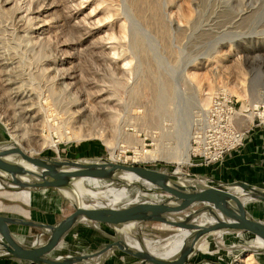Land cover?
Returning a JSON list of instances; mask_svg holds the SVG:
<instances>
[{
  "label": "rangeland",
  "instance_id": "1",
  "mask_svg": "<svg viewBox=\"0 0 264 264\" xmlns=\"http://www.w3.org/2000/svg\"><path fill=\"white\" fill-rule=\"evenodd\" d=\"M138 1L0 0V140L11 138L48 158L111 156L194 173L209 184L200 172L206 164L188 147L193 148L195 118L212 96L223 91L237 99L241 114L235 126L245 138L254 124H264V114L249 117L264 112V0H141L144 7L159 6L166 35L151 22V10L148 17L139 15ZM251 105L259 109L249 113ZM185 151L190 161L178 163ZM76 182L99 192L82 193L90 205L122 207L167 197L135 182L123 192L124 180ZM47 196L33 202L27 190L14 195L0 187V212L16 213L29 200L27 208L50 213L45 218L54 224L73 210L66 191ZM241 197L255 217H264V203ZM51 208L60 210L52 214ZM132 225L120 235L131 233V242L164 257L180 248L188 232L158 221ZM74 226L79 232L84 224ZM262 245L247 231L214 233L191 258H202V264H264V252L249 249Z\"/></svg>",
  "mask_w": 264,
  "mask_h": 264
},
{
  "label": "water",
  "instance_id": "2",
  "mask_svg": "<svg viewBox=\"0 0 264 264\" xmlns=\"http://www.w3.org/2000/svg\"><path fill=\"white\" fill-rule=\"evenodd\" d=\"M133 173L142 189L167 195L162 201H137L128 206L85 204L76 191L80 178L120 180L117 175ZM195 178V183L183 182ZM191 180V179H190ZM134 183V182H132ZM149 183L151 186L147 185ZM241 185L245 191L238 193L229 186ZM0 187L20 191L53 187L75 192L73 210L56 223H48L0 213V248L5 252L0 258H21L37 264H73L105 250L119 248L133 254L139 262L125 264H185L198 250L199 243L208 235L234 231H247L262 242L253 252H264V220L252 215L246 208L242 195L264 200V189L243 181L225 184H203L194 173L163 171L156 167L133 165L114 161L111 157L98 158H48L34 155L11 138L0 140ZM65 195V194H64ZM205 219H201V218ZM80 220L104 222L117 229V237L101 246L93 254L51 257L50 251ZM142 221H158L172 227L186 229L185 242L170 257L158 256L123 239L120 228ZM36 225L46 229L48 237L38 245H27L13 235L10 224ZM139 238V237H138Z\"/></svg>",
  "mask_w": 264,
  "mask_h": 264
},
{
  "label": "crops",
  "instance_id": "3",
  "mask_svg": "<svg viewBox=\"0 0 264 264\" xmlns=\"http://www.w3.org/2000/svg\"><path fill=\"white\" fill-rule=\"evenodd\" d=\"M200 172H202L205 176L210 177L212 182L209 184L215 185L225 184L223 182L230 183L234 181H243L257 188L264 189V124H261V122L254 124L251 127L249 134L246 136L245 141L241 145L226 152L220 161L205 165L203 170L201 169ZM55 189L56 188L53 187H42L25 190L29 192V199L34 202L36 199L40 200L47 198V193L50 194V192ZM50 199H53V195L48 197V201ZM22 201L24 206L21 207L20 205L18 207L20 208L18 209V212L0 213L51 223L49 219L45 218L46 214L50 213L44 212L41 210V208H37L35 206L27 208V203L29 200ZM255 201H258L261 204L264 203V200L255 199ZM10 207L13 210L17 208L13 206ZM59 210L60 209L58 208H51L52 214H57ZM261 212H263V210H261ZM251 214L253 215V213ZM261 217L262 220H264V217ZM82 223L84 224V227L82 230L80 229L79 232L75 231V229H77L75 226L68 230V232L61 238L58 244L50 251L49 255L51 257L93 254L95 250L113 241L117 237V229L112 224L87 220H82ZM9 226L15 238L27 245L41 244V237L45 234H48L46 229H42L36 225L11 223ZM36 228H38V230L31 234V229ZM73 228L74 230H72ZM133 238L134 237H131V233L130 235L124 234L123 236V239L127 241H132ZM2 239L3 238L0 235V240ZM4 252L5 251L0 248V254H3ZM198 259L196 260L195 258H190L185 264H202V258L199 260ZM131 262L137 263L139 262V259L133 254L124 252L122 249L115 248L112 250H105L99 254H93L90 257L73 264H125ZM0 264L37 263L27 259L8 257L0 258Z\"/></svg>",
  "mask_w": 264,
  "mask_h": 264
},
{
  "label": "built area",
  "instance_id": "4",
  "mask_svg": "<svg viewBox=\"0 0 264 264\" xmlns=\"http://www.w3.org/2000/svg\"><path fill=\"white\" fill-rule=\"evenodd\" d=\"M239 113L237 99L233 95L223 91L216 92L209 105L195 118L191 155L199 156L206 165L212 164L220 161L226 152L242 144L245 132L239 130L234 121ZM134 200L137 201V197Z\"/></svg>",
  "mask_w": 264,
  "mask_h": 264
},
{
  "label": "bare ground",
  "instance_id": "5",
  "mask_svg": "<svg viewBox=\"0 0 264 264\" xmlns=\"http://www.w3.org/2000/svg\"><path fill=\"white\" fill-rule=\"evenodd\" d=\"M137 10H138V13H139V15L141 16V17H148V15H147V12L148 11H150L151 12V22H154L155 24H157L159 27L161 26V32L163 33V35H166V32H167V30H165L166 29V26L165 25H160V23L163 21L162 20V17H161V15H160V9H159V6L158 5H155V7H144L142 4H141V0H139L138 2H137ZM159 16L161 17V19H159ZM156 22H159V23H156ZM256 108H258V106H252L251 105V108H250V111H249V113H251L252 111H256ZM249 110V109H248ZM248 110H247V112H248ZM264 114V112H262V111H257V112H252L251 114H250V118H253L254 116H261V115H263ZM52 147H54V148H57V141H53L52 140ZM189 148V150H192V148H191V146H189L188 147ZM147 150H145V152H146ZM135 152V151H134ZM135 154L136 155H139L138 153H136L135 152ZM159 157V155H156V157ZM188 161H190V156H189V152L188 151H185L184 152V154L181 156V157H179L178 158V163H184V162H188ZM119 176H121L119 179L120 180H124V182H123V186H122V188H123V192H124V190H126V187H125V185H128V184H130V183H132V182H135L136 180H137V176L135 175V174H133V173H122V174H120ZM191 179V180H190ZM190 179H185V178H182V181L183 182H187V183H189V184H192V183H195V179H193V178H190ZM75 186H76V191L80 194V196H81V198L82 199H84L83 198V196H82V193H84V192H89L90 194H91V196L92 197H97V196H99V192L97 191V190H93V189H91V188H89V187H85V186H82L81 184H79V183H77V182H75ZM233 190H235V191H237L238 193H242V192H244L245 191V188L244 187H242L241 185H236V186H234V189ZM21 191H24V190H20V191H17V192H21ZM67 192V194H68V198H70L72 201H75V192H72V191H66ZM120 198V196L118 197V198H116L115 200H118ZM84 202V201H83ZM85 203V202H84ZM86 204V203H85ZM95 204H98V203H95ZM99 205H111V206H114L112 203H103V204H99ZM162 223V222H161ZM164 224V223H163ZM132 227H133V225H132V223L131 224H129V225H126L125 227H123V228H120V229H127V230H130V229H132ZM184 230H186V229H184ZM186 235H187V233H185V236H184V239L186 238ZM129 242H131V241H129ZM184 242H185V240H184ZM183 242V243H184ZM132 244H134L135 246H137V247H140V248H143V249H146L145 247H144V245H143V243H140V242H136V243H133V242H131ZM183 243H182V245H183ZM202 243V241L199 243V244H201ZM181 245V246H182ZM181 246H180V248H181ZM180 248H178L177 250H175V251H173V252H171L169 255H167V256H165V257H170V256H172V255H174V254H176L177 252H178V250L180 249ZM203 248H206V247H203ZM202 248V249H203ZM146 250H148V249H146ZM149 252H151L150 250H148ZM152 253V252H151ZM154 254V253H153Z\"/></svg>",
  "mask_w": 264,
  "mask_h": 264
},
{
  "label": "trees",
  "instance_id": "6",
  "mask_svg": "<svg viewBox=\"0 0 264 264\" xmlns=\"http://www.w3.org/2000/svg\"><path fill=\"white\" fill-rule=\"evenodd\" d=\"M7 191H9V192H12L14 195H15V193L17 192V191H14V190H10V189H7ZM248 233H250V232H248ZM251 234V233H250ZM253 235V234H252ZM254 236V235H253ZM255 237V236H254Z\"/></svg>",
  "mask_w": 264,
  "mask_h": 264
}]
</instances>
